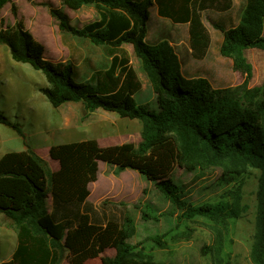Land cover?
I'll return each instance as SVG.
<instances>
[{
    "label": "trees",
    "instance_id": "trees-1",
    "mask_svg": "<svg viewBox=\"0 0 264 264\" xmlns=\"http://www.w3.org/2000/svg\"><path fill=\"white\" fill-rule=\"evenodd\" d=\"M190 1L59 0V7L40 3L60 33L85 38L101 46L110 58L107 68L93 70L87 81H76L69 61L46 59L44 46L17 19L12 0H0V11L10 4L15 18L14 25L0 20V44L15 62L44 75L46 85L37 89L54 108L80 102L84 118L101 109L141 125L136 144L101 146L90 138L51 145L49 157L59 165L52 172L27 143L20 124L0 110V124L20 136L25 146L0 157V214L16 232L11 258L1 264H59L64 258L68 264H83L97 257L101 264H164L134 251L127 241L133 228L127 210L117 218L106 212V206L112 205L107 199L89 202L88 185L97 179L98 163L104 162L144 176L180 210V218L199 216L215 224L235 221L247 208L239 186L225 190L216 201L192 204L183 199V186L171 177L176 167L193 171L208 156L234 158L259 171L250 259L253 264H264V81L249 86L252 65L244 55L249 48L264 51V0H244L237 24L226 26L205 15L223 35L220 55L230 58L233 68L244 74L241 83L223 87H213L203 76H184L178 54L167 40L154 44L145 40L154 4L160 15L187 22ZM83 6H93L98 18L73 26L64 8ZM193 24L192 42L205 44L201 22ZM125 44L131 45L150 84L156 111L134 100L141 82L129 64ZM49 195L50 211L46 206ZM108 248L115 250L113 256L102 255Z\"/></svg>",
    "mask_w": 264,
    "mask_h": 264
},
{
    "label": "rangeland",
    "instance_id": "rangeland-1",
    "mask_svg": "<svg viewBox=\"0 0 264 264\" xmlns=\"http://www.w3.org/2000/svg\"><path fill=\"white\" fill-rule=\"evenodd\" d=\"M12 2L18 9L17 19L21 20L24 27L44 46L46 59L53 62L69 61L73 66V77L76 81H87L93 70L105 69L109 66L110 58L101 46L93 45L85 38L60 33L47 7L40 5L45 2L59 7V0H12ZM243 4L244 0H236L232 9L235 19L240 15ZM64 10L69 15L71 24L76 27L98 18L93 6H83L77 10L64 8ZM197 12V9L194 10L192 15L194 23L200 22L198 18L200 20L201 12ZM1 19L4 20L5 25L15 24L10 4H6L0 11ZM202 29L206 35V43L199 44L193 41L192 57L180 52L183 75L206 77L213 87L241 83L244 74L233 68L231 59L220 55L219 40L216 37L212 39L203 26ZM155 31L156 19L152 13L148 43L155 42L153 40ZM124 47L128 51L129 64L141 82V88L134 94V100L156 111L154 93L132 52V47L129 44H125ZM244 55L252 65L249 86L260 85L264 81V51L249 48L244 51ZM24 84L33 85L34 90L42 99L44 98L46 106L51 107L45 96L37 89L46 85L44 75L28 64L15 62L10 57L8 48L0 44V95L6 97H0V106L7 107L5 103H8V111L12 115L9 117L20 124L25 140L40 154L44 147H47L46 143L54 139L56 115L60 117L65 114L69 118L73 116L71 118L73 120L77 119L75 116H84V114H77L78 110L65 105L59 110L48 113L42 109L41 114L33 116V112L38 109L34 101H30L31 97L26 93L15 90L23 87ZM118 128L121 132L114 126H108L106 133L96 130L95 136L90 138L97 139L101 146L123 142L136 144L140 140L139 122L135 125L121 123ZM48 161L51 162L50 159ZM258 175L257 169L234 158L218 159L211 156L193 171H185L179 167L172 171L173 180L183 186V199L192 204L216 201L225 190L239 186L242 203L247 206L246 211L237 220L228 221L226 224H215L199 216L193 219L180 218V210L171 205L144 176L131 169L118 170L114 165L104 162L98 163L97 180L89 187L91 191L89 201L98 204L101 200L107 199L112 205L106 206V212L108 214L113 212L117 218L122 210H127L128 215L133 219V228L127 241L133 245L134 251L145 254L156 262L253 264L250 259V248L256 214ZM228 178L232 179L227 180ZM15 244V231L8 220L0 214V264L10 259ZM114 254L115 250L108 248L102 255ZM59 264L68 263L64 258ZM83 264H101V261L97 257Z\"/></svg>",
    "mask_w": 264,
    "mask_h": 264
},
{
    "label": "crops",
    "instance_id": "crops-1",
    "mask_svg": "<svg viewBox=\"0 0 264 264\" xmlns=\"http://www.w3.org/2000/svg\"><path fill=\"white\" fill-rule=\"evenodd\" d=\"M235 2L236 0H215V1L191 0L189 4L191 11V19L190 21L187 22H174L169 17L160 15L158 12V6L154 4L149 11V19L147 22V31H146L145 40L146 42H149L148 39H149L150 21L153 13L156 19V31L154 32L155 36L153 37V40H155V42L150 44H154L160 40H167L174 47L176 53L178 54L179 59H180V52H184L186 56L189 55L190 57H192L191 44L193 38V25H194L192 21V15L194 14V10L197 9L198 11L197 13L201 12V17H200L201 25L205 28L206 32L210 34L212 39L216 37V39L219 40V47H220V44L223 39V35L219 30L213 28L210 25V23L206 21L205 15L206 14L209 15L214 20L222 21L226 26H229L230 24H237L239 21V16L238 18L235 19L232 14V9L234 8ZM152 10L154 12H152ZM181 70H182V64H181ZM15 90L26 93L28 96L31 97L30 101L31 100L34 101V105L35 107H38V109L37 111L35 110L33 112V116H36L37 114H41L42 109L48 113L55 110H59L65 105H68V107L78 110L79 113L77 114L82 115L85 113L83 105L80 102H67V104L63 103L57 108H54L50 104L51 107L50 106L47 107L44 98L43 99L41 98V96L37 93L36 90H34V87L31 84H24L23 87L16 88ZM0 97L6 98L5 96H1V95ZM5 104L7 105V107H4V105L2 107L0 106V110L3 111L5 115H7L8 117L12 116L8 111V103L6 102ZM56 116H57L55 121L56 134L54 135V139L46 143L45 146L47 147L46 148L44 147V149L42 148L43 150L42 153L40 154L37 152V149L32 147V149L47 162L48 167L52 172L56 171L59 165L56 160H53L49 157L48 150L51 145L90 139L91 136H95L96 130H100L105 133L108 132L107 130L108 126L111 127L114 126L119 132H121L118 128L119 124L122 123L124 125H135L139 122L138 120H137L138 122L135 121V119L124 120L128 118H121L115 113L108 114L106 113V111H103L101 109H96L85 118L83 116H75V118L77 119H73V120H71L73 116L69 118L65 114H62V116L60 117H58L59 115ZM82 117L83 119H81ZM15 149H19V150H15ZM23 149H25V146L22 143L21 138L14 131L9 130L8 128L0 124V157L6 152L20 151ZM48 159H50L51 162H49ZM52 162H54L55 164L51 165ZM92 183L93 182L89 183L88 188ZM90 194L87 198L88 201ZM46 206L48 211H50L52 206L50 195L46 198Z\"/></svg>",
    "mask_w": 264,
    "mask_h": 264
}]
</instances>
